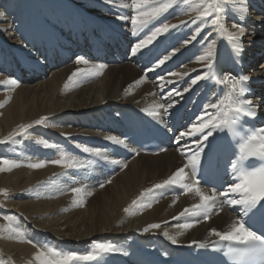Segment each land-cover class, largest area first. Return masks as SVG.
<instances>
[{"label":"bare ground","instance_id":"obj_1","mask_svg":"<svg viewBox=\"0 0 264 264\" xmlns=\"http://www.w3.org/2000/svg\"><path fill=\"white\" fill-rule=\"evenodd\" d=\"M67 1L69 0H0V13H3L2 19H6V23L3 21L0 24V82L13 78L9 72L11 68L18 69L26 61H37L36 52L38 56L43 57L42 50L62 35L66 24L69 23L70 13L66 14L68 9L64 8ZM71 1L81 7L96 8L97 2L106 6L118 4L126 15L123 23L130 24L129 29L132 30L131 17L135 12L131 0H112L111 3H105V0ZM152 2L157 3L158 0ZM262 2L264 3V0H247L246 18L230 7L226 8V14L222 17L227 21L226 26L230 31H235L231 27L233 23H241L245 27V34L238 42L249 51V55L264 37V17L258 18L255 6L256 3ZM99 8L108 11L102 5ZM116 12L121 11L113 10L112 13ZM196 16V11L178 0L176 5L149 23L146 26L149 27L148 30L139 37V40L146 38L155 28L165 23L177 25L176 28H170L167 33L159 35L154 41L169 37V41L176 42L174 49L178 51L175 55L180 56L185 55L190 47H196L197 55L190 57L187 65L174 71L183 75L167 74L163 79L160 77L149 83L144 80L139 85L134 84L143 74L132 66L139 54L144 52L142 50L132 54L129 63L104 68L95 82L83 83L76 77L66 88L65 84L72 72L78 68L95 67L75 63L65 69L51 72L47 78L37 77L21 81L14 89L0 83V102L10 97L9 102L0 107V140H6L11 133L18 131L21 125L33 124L24 135H17L6 143H0V159L13 160L23 165L12 171L0 172V190L7 192V196L0 195V264H36L32 258L44 247L83 256L93 251L96 244L120 242V239H117L119 236L137 239L140 235H158L173 244L165 236L167 233L176 240L175 244H189L207 243L217 239L209 234L212 229L220 232L229 230L235 218L225 210L209 222L188 229L168 225L169 221L191 206L194 202L191 195L171 198L151 207H133L129 213H125L124 209L129 208L141 192L163 182L176 168L183 165L179 152L167 151L155 157L140 155L112 179L111 183L102 188L86 189L74 185L69 178L70 169L65 170L50 162L59 158L54 156L56 150L53 147L45 148L38 143V140L43 139L51 144L48 138L52 133L46 131L48 129L67 135L76 133L64 125L69 120L67 117L76 112L114 103L151 107L159 103L155 90L156 93L158 91L164 95L165 105L170 104L172 99L180 98L181 95L169 98L168 93L173 89L180 90L187 82L189 89L191 79L206 71L201 63L196 62L197 57L203 55L211 45L216 62L220 59V39L226 38V35L213 28L210 22L197 20L193 23ZM108 18L112 24L120 23V19L114 14ZM75 27L76 25L73 29ZM186 41L188 43H185ZM175 55H170V59L166 61L170 68L173 66L171 60ZM153 69L148 73L157 72L156 67ZM257 71L264 76V61ZM161 84L164 85L163 89ZM126 89L130 94L125 92ZM187 92L182 91L183 94ZM41 117H48V121L43 125H35L34 121ZM201 117L207 119L206 115ZM200 118L195 126L199 125ZM240 126L243 127L241 124ZM200 135L197 133L180 138L185 145L178 150H185L189 154L191 151L188 150L195 149ZM195 140L197 141L194 142ZM36 162L48 163L40 169L27 167V164ZM74 188L85 190L82 207L73 204ZM87 192H91V195H87ZM4 216H12L13 220L6 221ZM152 224H159L160 227L150 228L145 232L144 229ZM17 232L24 242L19 241ZM28 240L39 248L34 247L33 243H28ZM74 264L91 262L77 261Z\"/></svg>","mask_w":264,"mask_h":264},{"label":"snow or ice","instance_id":"obj_2","mask_svg":"<svg viewBox=\"0 0 264 264\" xmlns=\"http://www.w3.org/2000/svg\"><path fill=\"white\" fill-rule=\"evenodd\" d=\"M111 2L112 0H105V3ZM177 2L178 0H158L157 3H153L152 0H131V6L135 12L131 17L133 35H137L139 30H142L143 27H146L153 20L158 19L162 14L176 5ZM181 2L187 5L191 10L196 11L197 16L193 20V23L197 20L210 22L213 28L218 29L219 32L226 35L227 40L232 43L233 51L237 56L242 53L243 47L238 41L240 40V37L245 34V27L241 23H233L231 27L235 29V31H230L226 26L227 21L222 19V17L226 14V8L230 7L232 10L243 14L246 18L247 0H181ZM0 16H3V13H0ZM117 19H126V17L118 16ZM176 27L177 25H169L165 23L160 27L155 28L150 35L139 40V42L131 48V53L133 55L137 54L156 40L159 35L167 33L170 28ZM193 39H195V37H193ZM185 43H188V41ZM176 51H178V49H174L170 55H175ZM170 55H164L162 58H158L155 67L158 68L165 64V62L170 59ZM214 56L215 53L213 47L210 45L203 55L197 57L196 62L201 63L206 71L197 75L195 78H192L191 85L197 84L198 81L212 80L216 84L224 85L225 87H228L230 84V87L219 104L208 105V107L212 109H217L216 112H206V120L201 117L198 126L193 125L187 133L180 134L181 138L185 135L201 134L195 149L188 150L191 151V155H188L185 150H179L186 160V163L173 172L172 175L163 182L157 183L152 188L141 192L137 200H134L132 205L129 208L124 209V211L125 213H129L133 207L141 205L144 207H151L150 203H144V200L149 194L165 188L179 187L183 189L185 194L194 193L199 197L200 202L194 204L192 209L185 208L173 219H179L180 217L187 215L197 216L206 221L210 214L215 210L218 198L226 197V202L229 206H239L241 209L240 215L232 221L228 231L220 232L212 229L209 234L218 237L220 241H227L234 245L242 246L240 248L229 249V255L236 256L238 259H242L245 256L259 257L261 264H264V233H257L248 223V221H252L257 217L264 220V128L253 129L250 132L244 131L241 128V134H239L238 139V150L234 153L235 160L229 162L235 182L230 184L226 191L217 192L213 189L210 195L206 194L201 189L200 180L196 179L198 170H204L206 167L210 168L212 166V159L208 154V150L213 146L215 139L214 132H227L230 135H237L233 126L236 125L239 117L247 116L255 118L257 114L256 108L252 106V101L239 99V97H243L248 91V89L244 87V83L248 81L249 77L241 76L239 79H233L231 77L221 78L214 71L216 63ZM75 63L77 65H87L89 61L82 56H78L75 59ZM104 67L105 65L103 64H97L94 68H78L68 77V82H66L65 87L67 88L68 83L73 82L76 77L101 75ZM153 70V68H149L146 72ZM169 74L172 76L183 75L175 72ZM145 79L146 75L140 77V79L134 82V84L139 85L140 83H143ZM161 79L163 78L161 77ZM0 83L8 85L12 89L19 86V81L12 78L6 79ZM129 87L131 88L132 86ZM160 87L163 89L164 85L161 84ZM183 91L187 92L189 89L185 88ZM125 92L130 94L127 89ZM182 94L183 93L179 90L173 89L168 93V96L171 98L174 95L179 96ZM9 100L10 97L0 102V107L7 104ZM175 103L176 101H172L167 107L163 104H159L149 109H142V111L155 118L159 115L156 109L162 108L164 112L167 113L168 108L173 107ZM47 121L48 117H41L39 120L34 121V124L43 125ZM32 127L33 124L21 125L18 127V131L11 133L6 140H0V143H6L17 135H24ZM210 137H213V139L210 140ZM106 139L111 141L114 145H126V140L124 138L108 136ZM177 142L179 143V140ZM38 143L42 144L45 148L55 147L43 139L38 140ZM82 151L89 153L94 157H100L102 154V151L99 148L83 147ZM252 159L260 160L262 162L261 165L259 167H250L248 161ZM50 162L65 170L85 169L92 163L91 161L83 163L76 157L67 153H61L58 159ZM46 163L48 162L29 163L27 164V167L31 169H40L45 167ZM21 166L23 165L16 161L0 159V172L12 171ZM124 166L126 167V165ZM107 183H111V181L109 180ZM100 187H104V184H100ZM72 192L74 196L73 204L82 207L84 204L83 194H85V190L82 188H74L72 189ZM86 194L91 195V192H87ZM0 195L7 196V192L0 190ZM221 203H223V201H221ZM3 219L11 221L13 220V217L4 216ZM192 226L193 225L191 224L181 225L184 229H188ZM10 227L11 226L9 225V228ZM159 227V224H152L149 227H146L144 231L147 232L150 228ZM16 235L20 242H24L23 237L20 236L18 232ZM165 236L168 237L173 244L176 243V240L168 236L167 233H165ZM27 242L33 243L31 240H28ZM33 246L39 248V246L34 243ZM115 251H117V249L112 244L105 243L96 244L93 251L83 256L74 252L65 253L53 248L44 247L38 250L32 259L36 264H74V262L77 261H97L100 257Z\"/></svg>","mask_w":264,"mask_h":264},{"label":"rangeland","instance_id":"obj_3","mask_svg":"<svg viewBox=\"0 0 264 264\" xmlns=\"http://www.w3.org/2000/svg\"><path fill=\"white\" fill-rule=\"evenodd\" d=\"M2 17H3V16H0V24H2V23H3V21H4V23H6V19H5V20H3V19H2ZM19 41H20V40H19ZM20 42H21V41H20ZM259 66H260V65H259ZM259 66H258L257 68H259ZM35 81H36V80H35ZM107 194H108V193H107Z\"/></svg>","mask_w":264,"mask_h":264}]
</instances>
